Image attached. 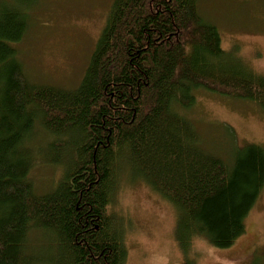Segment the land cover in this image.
<instances>
[{"label":"trees","instance_id":"trees-1","mask_svg":"<svg viewBox=\"0 0 264 264\" xmlns=\"http://www.w3.org/2000/svg\"><path fill=\"white\" fill-rule=\"evenodd\" d=\"M40 1L0 5V264H127L113 203L130 174L175 207L185 264L197 240L233 247L264 191V149L228 127L231 152L208 151L188 114L200 90L264 111V76L224 48L205 0H114L74 90L30 81L20 61ZM40 166L60 172L45 193Z\"/></svg>","mask_w":264,"mask_h":264},{"label":"rangeland","instance_id":"rangeland-1","mask_svg":"<svg viewBox=\"0 0 264 264\" xmlns=\"http://www.w3.org/2000/svg\"><path fill=\"white\" fill-rule=\"evenodd\" d=\"M17 8L19 0H0ZM114 0H41L30 8V25L16 48L26 76L37 84L74 90L103 32ZM200 11L222 35L224 48L264 76V0H205ZM78 88V87H77ZM188 116L208 151L226 156L232 149L228 127L240 147L264 149V111L247 100L229 99L200 90ZM45 193L59 170L37 167L31 174ZM53 179V180H52ZM57 182V181H56ZM55 182V185H56ZM113 212L124 230L127 264H185L174 236L178 213L140 178L123 176ZM246 219L245 235L229 249L197 240L190 254L193 264H251L264 252V191Z\"/></svg>","mask_w":264,"mask_h":264}]
</instances>
